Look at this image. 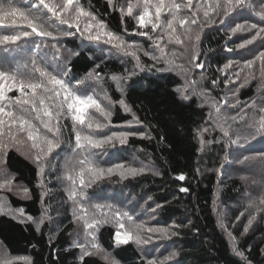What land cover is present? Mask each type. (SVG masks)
Instances as JSON below:
<instances>
[{
  "label": "trees",
  "instance_id": "1",
  "mask_svg": "<svg viewBox=\"0 0 264 264\" xmlns=\"http://www.w3.org/2000/svg\"><path fill=\"white\" fill-rule=\"evenodd\" d=\"M123 1L126 0L113 1L117 10L110 8L107 0H81V3L127 41L136 40V43L147 47L148 43L144 39L128 35L136 27L125 15L122 22L118 9ZM212 16L216 20L213 24L204 23L206 18L202 11L197 18L200 24L196 26L201 31V41L197 43L194 40L197 45L195 53L198 54V62L203 63V69L191 65L194 54L192 46H189L191 49L185 55L173 56V52L165 51V55L173 59L176 65L191 68L188 73L168 71L164 63H156L147 55L141 56V70L135 67L133 58L123 55L120 58L109 57L101 43L82 41L78 33L61 38L59 55L64 58L62 63L71 69L69 78L73 83L86 79L89 72L101 74L103 88L113 101L109 105L113 112L110 126L115 131H111L145 134L143 137L130 136L123 145L119 142L107 144L109 151L105 147L100 152L94 151L97 153L96 158L108 166L123 160L126 165L141 167L145 164L151 169L123 181L118 176L98 181V194L104 191L119 193V205L116 206L122 209H127L126 200L132 194L146 207L162 205L153 213L152 222L162 228L181 225L171 229L177 235L164 237V251L169 249L177 253L168 264H264V211L257 212L256 208L247 207L250 202L246 199L250 196L252 202L264 209V205L259 204L264 198V179L257 167H244L233 162L237 152L254 157L264 152V135L257 133L255 137L248 136L249 132H256L259 121L264 119V74L261 72V62L257 60L251 69L245 68L235 83L229 79H235L233 74L243 67V61L254 59L264 48L259 47L260 41L257 40L244 49H238L236 45L254 33L238 31L232 34L229 31L236 23L256 22L257 18L250 10L233 12L224 24L219 23L220 17L214 13ZM3 31L10 29H0V32ZM181 32L183 30L177 26V33ZM229 48L232 51L226 50ZM45 51L49 52L51 63L50 56L54 50L49 47ZM229 61H232L231 67L224 69ZM133 69L135 75L126 79L124 91H119L111 76L127 77ZM185 74L187 77L193 74L194 81L201 87V90L191 89L187 92V100L177 93L178 88L191 82L185 80ZM88 82L94 88H99L91 80ZM89 92H92V88ZM97 93L101 102L108 104L103 93ZM10 95L15 96L17 93ZM121 98L132 109L131 112L121 108L118 103ZM214 104L221 108L222 116L227 117L232 139L236 138V133L247 137L245 147L237 149L227 142L229 138L224 137L215 124L217 113ZM133 113L139 119V124L133 121ZM129 121L133 122L131 128L126 127ZM34 123L39 125V121ZM61 126L62 142L49 157L52 165L48 164L43 177V190L47 192L43 202L35 163L21 155L14 144L6 149L7 164L0 167H6L7 175L14 177L13 182L21 189L18 193L7 189L0 191L13 208L22 207L26 215L36 219L43 208H47L50 219L37 232L31 222L19 223L7 215H0V246L10 256L28 258L25 262L15 261L14 264H111L113 261L118 264H149L134 242L116 244V229L111 225L102 226L97 233L99 243L110 254L108 259L90 255L81 262V249L71 244L75 223L68 217L66 193L62 186L65 184L60 176L66 172V160L56 157L58 150L64 148L66 153L68 149L71 151L75 144V133L70 118L63 120ZM110 126L105 132L110 131ZM205 127L209 130L203 133L205 143L202 145L196 133ZM40 128L45 131L42 125ZM226 153L229 154L227 157ZM229 162L231 165L226 168ZM68 166L72 167L70 163ZM153 171L158 174L153 175ZM179 174H184L185 180H177ZM181 187L188 191L181 192ZM25 188L30 190V198H23ZM87 193L92 194L89 191ZM134 210V206L129 209L137 216ZM249 213L255 214L257 220L245 234ZM230 239L235 240V246L243 253V257L233 251Z\"/></svg>",
  "mask_w": 264,
  "mask_h": 264
},
{
  "label": "snow or ice",
  "instance_id": "2",
  "mask_svg": "<svg viewBox=\"0 0 264 264\" xmlns=\"http://www.w3.org/2000/svg\"><path fill=\"white\" fill-rule=\"evenodd\" d=\"M107 3L110 8L117 10L113 0H107ZM203 5H207V7L205 8ZM203 5L198 3L195 6L196 11H191L190 16L180 13L182 8L192 9V0H187V4L176 3L175 0H167V2L166 0H135V2L129 0L126 8L121 5L118 10L122 22L124 15L132 16L137 22L134 34L147 36L152 40L153 47L161 53L160 56L147 51L144 54L156 63H164L168 71L183 73L191 71V68L176 65L173 59L168 58L165 55V46L161 42L165 38L168 43L176 44H183L185 40L191 42L193 39L197 43L200 42L201 31L191 27L200 24L196 18L198 11L203 12V16L206 18L204 23H215L216 20L212 16L214 13L215 16L220 17L219 23L224 24L233 12L250 10L257 18L256 22L236 23L229 31L232 34H236L238 31L254 33L250 38L237 44L238 49H244L257 40L260 41L259 47L264 48V0H203ZM136 9H140L138 14L134 13ZM165 13H167V18L164 16ZM63 25H66L68 30L61 27ZM177 25L183 32L177 33ZM148 28L151 29V33L145 31ZM0 29H10V31L0 32V150L7 149L13 144L23 146L25 137L27 141L31 142L32 151L21 152V155H24L26 159H31L36 165L37 176L41 181V201L43 202L47 195V192L43 190V177L50 163L49 157L56 148L60 147L62 142L61 122L71 119L75 144L71 147L70 159L75 160L79 167L78 169L75 166L69 167V160H66V172L63 174V179L68 183L62 186L68 200L73 205V223L82 222L84 225V243L77 240L73 245V247L81 249V262L84 257L90 255H99L104 260L108 259L110 254L97 238L99 229L104 225H111L116 229L114 239L117 245H127L130 242L139 245L149 242L152 236L144 237L141 234L144 230L148 233H161L163 236L177 235L171 229L181 225L173 224L170 227L153 228L147 226L143 221H138L129 210L109 202L117 200L119 194L114 193L110 197L97 194L96 201H94L92 196L87 193V189L98 181L114 176H118L123 181L151 170L146 165L137 167L115 163L108 166L96 158L97 153L91 151L115 142L123 145L127 142L128 137L133 135L143 137L145 134L134 131H117L111 132V134L97 135L96 131H102L111 124L113 115L112 108L101 102L96 88L88 82L90 79L99 83L101 74L89 72L86 79L76 80L73 83V80L69 78L71 69L62 63L64 58L59 55L61 38L79 33L82 41L109 44L118 55L133 58L135 67L142 70L143 65L138 55L141 50L139 45L134 41H127L122 34L111 30L93 12L85 9L81 0H0ZM71 29H75V32ZM196 46L192 45L194 54L191 65L194 68L203 69L204 65L198 62V54L195 53ZM49 47L54 50L50 56L51 63H49L50 54L45 51ZM226 50L232 51L230 48ZM249 51L255 50L249 49ZM172 55L175 56L176 53L173 52ZM257 60L261 62V72L264 74V50H261L254 59L242 62L243 67L233 74L234 80L231 77L229 79L235 83L240 79L241 72L245 68L251 69ZM231 65L232 61H229L224 65V69ZM132 75H135V69L129 72L127 77L113 74L111 80L116 88L123 92L125 80ZM187 79L188 77L185 75V80L187 81ZM245 80H247V76H245ZM213 83L215 84L216 81ZM190 86L186 84L184 90L177 89L185 100L188 99L187 89ZM90 88H92V92H89ZM13 92L17 95H10ZM103 98L108 101L109 105L113 104L107 91L103 92ZM118 103L125 112L132 111L123 98ZM213 107L217 113L215 124L223 136L229 138L227 142L237 149L245 147L247 137L236 133V138L232 139L230 126L227 125V117L222 116V110L218 105L214 104ZM90 109L99 113L103 117V121L95 118L89 111ZM34 121H39V125ZM133 121L137 124L140 123L134 113ZM132 124L133 122L129 121L126 123V127L131 128ZM41 125L45 131H41ZM77 125L82 127H77ZM85 127L88 131L84 130ZM208 130V127L197 130L196 135L201 138L202 145L205 143L203 133ZM49 133L51 136L48 135ZM257 133L264 135V119L259 121V128L256 129V132H249L248 136L255 137ZM6 140L11 143H6ZM16 150L21 151L20 147H17ZM228 155L226 153V157ZM233 162L244 167H257L264 179V152L257 154L256 157L237 152ZM6 164L7 152H2L0 153V165L6 166ZM157 174L153 171V175ZM13 179L14 177L7 175L6 167H0V189L11 191ZM176 179L183 181L185 175L179 174ZM29 191L27 188L23 190V198H30ZM180 191L186 192L188 189L181 187ZM259 204L264 205V198L259 201ZM159 208H162V205L156 204V207L151 211L155 213ZM249 208H256L257 212L264 211L254 201L249 204ZM0 215H7L19 223L31 222L35 225L37 232H40L44 222L50 219L47 208L39 219H36L26 215L22 207L13 208L5 197H0ZM256 220L257 216L249 213L247 224L244 227L245 234ZM233 251L243 257V253L235 246V240H233ZM176 255V252H172L169 256L164 257V260L171 259ZM23 259L27 260L28 258ZM7 264H12V261L8 260ZM149 264H157V261L150 260Z\"/></svg>",
  "mask_w": 264,
  "mask_h": 264
},
{
  "label": "rangeland",
  "instance_id": "3",
  "mask_svg": "<svg viewBox=\"0 0 264 264\" xmlns=\"http://www.w3.org/2000/svg\"><path fill=\"white\" fill-rule=\"evenodd\" d=\"M114 1V0H113ZM129 2V0H126V1H123L121 5H123L125 8L127 7V3ZM132 2H135V0H132ZM167 2V0H166ZM176 3H181V4H187V0H175ZM192 3H193V7L192 9L190 10L189 8L185 7V8H182L181 9V15H184V14H188L189 16L191 15V11H196V5L198 3L202 4L203 5V0H192ZM119 5V6H121ZM205 7V5H203ZM140 11V9H136L134 10V13L135 14H138ZM201 11H198L197 12V17L199 16V13ZM127 17H129V19L132 20V23L134 25V27H137V22L135 19H133L132 16H128V15H125ZM165 18H167V13L164 14ZM179 26V25H177ZM176 26V27H177ZM63 28H65V30H68L67 29V26L66 25H63L61 26ZM187 27V26H186ZM193 29L196 27V30H198L199 28L196 26V25H192L191 26ZM71 31L75 32V29H71ZM135 31V30H134ZM145 31H148L151 33V29L148 28V29H145ZM159 31V29H158ZM76 34V33H75ZM79 34V33H78ZM80 35V34H79ZM130 36H133L135 38H138V39H144L146 43H148V46L147 47H144L142 43H137L140 47V51L138 52V55H139V58H140V61H141V56L145 55L144 52L147 51V52H154L155 54L159 55V51L156 50L154 47H153V42L152 40H150L147 36H140V35H136L134 34V32H132V34H128ZM126 36V35H125ZM134 42H136V40H133ZM133 41H130V42H133ZM164 46H165V51H167L168 53H172V52H175L176 55L179 54V55H185L186 52L188 50L191 49V47L189 46H192L194 45V39L189 42L187 40H185L183 42V44H176V43H168L167 41V38H165L162 42H161ZM185 45H187V47H185ZM101 46L104 48L105 50V53L109 56V57H116V58H120L122 55H118L116 50L113 49L109 44H105V43H101ZM153 48V49H152ZM158 52V53H157ZM168 55V54H167ZM146 56V55H145ZM133 63H135V60L133 59ZM186 75V74H185ZM191 80L190 81H188ZM187 81L189 83L190 88L187 89V92H190L191 89L195 91V89H198V90H201V87L199 85V83L197 81H194V77H193V74H190L189 77H188ZM90 80V79H89ZM95 85H97L99 88L97 89V91H99L100 93H103L105 91V87L103 88L104 84H103V81L100 80L99 83L91 80ZM186 86V85H185ZM185 86L183 88H181V90H184L185 89ZM96 87V86H95ZM177 93L180 95V93L177 91ZM104 105L106 106H109V104H105ZM110 107V106H109ZM91 114L103 121V117L100 116L99 113H97L95 110L94 111H91ZM107 123V122H105ZM110 125H108L105 129H103L102 131H96V134L97 135H103L105 133L107 134H111V131L113 128L110 126V131L108 132H105L108 127ZM77 127H82L80 125H77ZM85 131H88V129L85 127L84 129ZM114 130V129H113ZM115 131V130H114ZM49 136H51V134H49ZM25 139V143L23 146H20V145H15V147H20L21 152H30L32 151V149L30 148V144L31 142L30 141H27L26 140V137L24 138ZM6 143H11L10 141H7L6 140ZM106 148L107 151H109V149H107V144H105L103 146V148ZM249 148V146H247ZM103 148L101 149H92L91 151H96V152H100ZM255 149V148H254ZM257 149V148H256ZM6 149H2L0 150V153L2 152H5ZM67 154V155H66ZM56 157L59 158L58 160H69V163L71 164V166H75L77 169L79 166H77L78 164L75 163V160H71V151H67V153L64 151V148L61 149V150H58V152L56 153ZM50 159V158H49ZM118 163H124V164H127L126 162H124L123 160H120V162ZM131 163H133V160H131ZM51 164V162L49 163ZM228 164V163H227ZM52 165V164H51ZM230 162L229 164L227 165L226 168H229L230 166ZM145 166V164H144ZM147 166V165H146ZM148 167V166H147ZM62 178H63V174L60 175ZM63 184H67L68 182L66 180L63 179ZM98 183V182H97ZM96 183V184H97ZM96 184H94L91 188H88L87 191L89 192H92V194L90 196H92L93 200L96 201V193L98 194V189ZM19 188L14 182L12 184V191H17V192H13V193H18L19 192ZM115 190V189H114ZM101 193V192H99ZM110 193V194H109ZM112 194H114V192H108V191H104L103 193H101V195H103L104 197H110ZM115 194H119V193H115ZM66 195V194H65ZM0 197H5V194L0 191ZM6 198V197H5ZM118 198L120 199V194L118 195ZM118 198L117 200L115 201H111L112 203L114 204H117L119 205V201H118ZM250 203H252V198L249 196L246 198ZM245 200V199H243ZM67 205H68V210H67V213H68V217H70L72 220H73V205L71 203V201L68 200V197L66 195V199H65ZM97 202H101L103 203L104 201H97ZM110 202V201H109ZM249 203V204H250ZM126 208L129 210L131 207L134 206V211L135 213L137 214V216H135L134 214V217L138 220V221H143L147 226H151L153 228H162L161 226H157L156 223H153L152 222V219H153V212L151 211L152 208L150 207H146V204H143L139 202V198L135 195H131L129 197V199L126 200ZM246 206V205H245ZM247 207H249V205H247ZM45 211V209L43 208V211L42 213ZM41 213V214H42ZM41 216V215H40ZM39 219V218H37ZM49 220V219H48ZM47 221V220H46ZM83 233H84V225L82 222H77L75 223V226H74V230L72 232V236H71V240H72V245H74L77 240H79L80 243H84V236H83ZM144 237H147V236H152V239L147 242V243H144V244H136L135 242V245L137 246V248L139 249L140 253L142 254V256L148 261L150 260H156L157 261V264H168L172 261V258L171 259H168V260H164V257L166 256H169L173 251L172 250H167V251H164L163 249V246H164V241H165V236H163L161 233H148L146 230L142 231L141 233ZM164 240V241H163ZM231 241V244H233V240L230 239ZM233 247V245H232ZM25 257H13V256H10L6 250L0 246V264H7V261L8 260H11L12 261V264H14L15 261H26L25 259H23ZM111 264H118V263H115L114 261L111 263Z\"/></svg>",
  "mask_w": 264,
  "mask_h": 264
}]
</instances>
